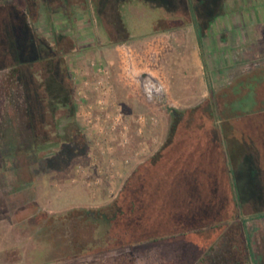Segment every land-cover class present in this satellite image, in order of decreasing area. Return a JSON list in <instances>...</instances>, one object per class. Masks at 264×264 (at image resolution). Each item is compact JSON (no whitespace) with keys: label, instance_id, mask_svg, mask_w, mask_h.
<instances>
[{"label":"rangeland","instance_id":"374dc122","mask_svg":"<svg viewBox=\"0 0 264 264\" xmlns=\"http://www.w3.org/2000/svg\"><path fill=\"white\" fill-rule=\"evenodd\" d=\"M236 1L232 11L245 12L242 1ZM158 2L164 4L165 0ZM174 2L168 12L156 7L157 3L146 4L142 0H0V10L15 6L25 15L30 30L60 53L68 67L70 95L75 102L74 112H57V130L65 142L55 150L47 149L53 154L30 149L25 155L28 161L22 156L15 162L10 158L11 151L18 152L27 145L23 92L12 68L0 70V239L11 241V249L0 254L5 253L8 258L26 254L42 264H202L200 258L217 239L220 229L68 257L66 244L54 234V221L45 217L73 207L109 203L137 168L133 166L137 160L149 157L148 145L157 150L163 144L172 119L181 116L183 123H189V112L201 105L207 109L211 98L221 109L224 106L229 114L233 113L234 119L241 104L259 105V125L254 124L256 115L242 114V118L249 129L255 128L264 139V50L260 52L256 44L253 54H245L239 25L235 26L239 35L235 30L231 32L230 42L225 41V34H214L215 19L229 13L226 0L217 16L210 22L199 17V24L189 14L186 0ZM82 60H87L88 66L81 74L77 63ZM92 62L104 66L110 75L109 99L103 108L96 102L98 95L93 87L99 77ZM51 65L49 62L42 69ZM256 68L261 70L245 82L239 81L245 86H236L235 77ZM143 73L158 81L162 97L148 100L140 87ZM117 110L122 114L117 130L123 131L119 146L118 140L108 141L100 132L109 130L111 120L105 118L106 114L111 117ZM88 115L92 122L87 126ZM96 115L100 120H93ZM47 117L48 129L54 131V113ZM97 121L99 125L94 124ZM249 129L241 135L244 145L235 132L223 139L226 152H239L231 161L232 176L245 203L253 263L264 264V189L258 190L259 176L254 173L257 162L264 167V148L260 151L263 144L253 140ZM75 131L78 134H73ZM105 144L114 148L103 152L99 146ZM117 147L125 151L119 152ZM99 162L101 173L110 181L106 187L110 195H85L87 190L105 189L103 184L84 182L86 177L91 178L93 165L97 169ZM120 165L134 168L126 178H118ZM261 177L264 184V173ZM256 195L261 197L257 201ZM256 211L261 214L253 215ZM6 244L0 243V248Z\"/></svg>","mask_w":264,"mask_h":264},{"label":"trees","instance_id":"16d2710c","mask_svg":"<svg viewBox=\"0 0 264 264\" xmlns=\"http://www.w3.org/2000/svg\"><path fill=\"white\" fill-rule=\"evenodd\" d=\"M112 1L121 3L125 0ZM142 1L157 3L156 7L168 12L176 3L175 0H165L164 4L158 0ZM186 1L189 14H192L195 24H199V17L210 22L217 16L223 0ZM49 62L51 67L42 69ZM7 68L13 69L15 80L22 87L26 131V137H23L27 143L18 152L12 150L10 158L17 162L23 156L25 160L30 149L35 153L54 152L47 149L55 150L61 142H65L57 130V112H74L75 107L70 95L72 83L68 67L56 49L30 30L25 15L15 6L0 10V70ZM259 70L256 68L242 77H235L236 86H245L239 81L245 82ZM239 107L237 119H234L233 113L229 114L224 106L221 109L215 98H211L207 109L201 105L189 112V123H183L181 116L174 117L163 144L137 166L109 203L46 214L48 220L54 221V234L66 244L68 257L104 253L192 232L220 229L217 239L206 249L199 262L254 264L246 229L245 203L232 176L231 161L239 156V152H226L223 138L235 132L244 145L241 135L249 126L243 121L242 114L250 113L254 117L261 111L259 105L243 103ZM53 113L54 131H51L47 116ZM254 118V124L259 125L258 116ZM237 125L238 128L235 127ZM249 131L258 145L263 144L262 151V133L255 128ZM18 139L22 141L21 137ZM257 163L254 173L259 176L257 185L261 190L264 189L261 177L264 167ZM259 196L256 195L255 201L261 198ZM260 212L256 211L253 215L257 216Z\"/></svg>","mask_w":264,"mask_h":264},{"label":"crops","instance_id":"0c3cea01","mask_svg":"<svg viewBox=\"0 0 264 264\" xmlns=\"http://www.w3.org/2000/svg\"><path fill=\"white\" fill-rule=\"evenodd\" d=\"M241 1H242V8L244 9L245 12H243L242 10L241 14L240 12L236 14V11H232V9H234L235 7L234 3L237 1L236 0H226V3H227L226 5L228 9L227 11L229 13H226L227 12L226 11L225 15L218 16L215 19L214 23L216 24V27L214 29L216 32L214 31V34L216 36L218 35L221 36L222 34H225L226 36L225 41L230 42L231 32H234L235 30V33H237V35H239V33L241 32L242 36L244 37L243 38L244 43L242 44V48L244 49L245 54H250V55L253 54L251 52L253 51L252 47L256 46V44L258 45L257 48L260 50V52H262L264 50V0H241ZM236 25L242 26V28H237L238 32L241 29L239 33L236 30V27H235ZM212 32H213V26L211 27V33ZM79 45L83 47L86 46L83 43H80ZM210 56L212 57L213 54L210 53ZM86 62L88 61L82 60L77 63L78 71H80L81 74L84 72L83 69L84 70L87 69L88 63ZM213 66L214 65H212V67ZM117 150L119 152L125 151V149L118 148V147H117ZM147 150L150 152L149 157H151L155 153V151H157L150 145H148ZM148 158L137 160V162L133 166L137 167L138 165L145 162ZM101 163L102 162L96 163L97 169H95L93 165V170H91V173L89 174V176L91 175V178L86 177V180L84 179V182H86L85 184H88V182L89 184L100 183L104 185L105 189L103 190L100 189V191H97L95 189L92 192L87 190L86 192H84L85 195H110V193L106 190V187L109 188L108 185L110 181H107V178L105 177V175L101 173V169H99L101 167L100 166ZM133 166L130 168H127V166L120 165V167L118 168L120 170L118 178L121 177V175L123 178H126L130 174L132 169L134 168ZM12 227H13L12 225L9 226V228H12ZM0 229H2L1 226H0ZM0 243L2 245L7 243L6 246H2L0 248V253L1 252L6 253L7 250L11 249V245H10L11 241L9 240L5 241V239H0ZM5 253H3V255L0 254V264H42V262L37 261L36 258L31 259L27 257L26 254H22V255L18 254L15 258H8V256L5 255Z\"/></svg>","mask_w":264,"mask_h":264},{"label":"built area","instance_id":"2783aa9c","mask_svg":"<svg viewBox=\"0 0 264 264\" xmlns=\"http://www.w3.org/2000/svg\"><path fill=\"white\" fill-rule=\"evenodd\" d=\"M92 66L95 67V71L97 74V76L99 78H97V80L94 82V89L97 91V95H98V98H97V104L103 108L105 105H107V98L108 95H109V86L107 84V78L110 77L107 69L104 67V66H101V65H95L93 62L91 63ZM84 84L86 85L87 84V81L84 82ZM109 87V88H108ZM79 92L82 94L83 93V96H85V92L81 89H79ZM83 99H80L79 101L82 102ZM79 104V103H78ZM79 106H81V103L79 104ZM107 117H105L106 119H109L111 120V124L109 125V130L105 133H103L104 131H100L102 135H104V137L108 140V141H113V140H118V146L119 144L121 143V141H119L121 138V135L123 133V131L121 130H117V126H118V120H120L122 114L120 111H116L114 113V115H112L110 117L109 114H106ZM105 119V120H106ZM86 120V125L88 126L89 124H91L92 122V119H91V115H88L87 118L85 119ZM93 120H100V116L99 115H96V116H93ZM94 124H98L99 125V121L97 122H94ZM124 127V126H123ZM122 127V128H123ZM107 141V142H108ZM117 146V145H116ZM99 147H101V151H109V150H112L114 148L113 145H110L108 146L107 144L105 145H100ZM105 147V149H104ZM127 162V160L125 161V163Z\"/></svg>","mask_w":264,"mask_h":264},{"label":"flooded vegetation","instance_id":"af4514ba","mask_svg":"<svg viewBox=\"0 0 264 264\" xmlns=\"http://www.w3.org/2000/svg\"><path fill=\"white\" fill-rule=\"evenodd\" d=\"M141 91L147 95L148 100L154 97H162L163 92L157 80L148 75L140 76ZM176 114L175 110H172Z\"/></svg>","mask_w":264,"mask_h":264},{"label":"water","instance_id":"95a60500","mask_svg":"<svg viewBox=\"0 0 264 264\" xmlns=\"http://www.w3.org/2000/svg\"><path fill=\"white\" fill-rule=\"evenodd\" d=\"M144 75H148V76H150V77H152L150 74H148V73H143V74H141V76H144ZM154 80H156L154 77H152Z\"/></svg>","mask_w":264,"mask_h":264}]
</instances>
